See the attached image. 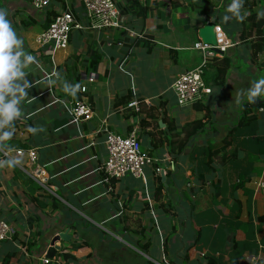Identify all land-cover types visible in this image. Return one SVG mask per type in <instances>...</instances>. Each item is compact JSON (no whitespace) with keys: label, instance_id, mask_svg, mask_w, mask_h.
Returning a JSON list of instances; mask_svg holds the SVG:
<instances>
[{"label":"crops","instance_id":"obj_1","mask_svg":"<svg viewBox=\"0 0 264 264\" xmlns=\"http://www.w3.org/2000/svg\"><path fill=\"white\" fill-rule=\"evenodd\" d=\"M116 1L123 27L108 29L88 27L82 0H51L43 9L30 0H0L36 60L14 81L32 86L17 105L24 131L11 134L38 148L49 177L47 185L35 180L22 158L0 161V218L13 228L11 238L0 241V264H46L52 238L67 228L72 240L59 243L57 257L71 259L59 257L60 264H264V193L253 183L264 179V97H257L258 107L243 97L264 79L249 50L252 37L234 41L242 21L230 19L226 30L217 23L235 44L220 58L230 57L234 66L225 85L211 81L202 101L181 106L173 84L200 65L194 43L217 14L198 12L189 0ZM208 1L210 8L223 3ZM66 7L83 27L72 30L66 48L40 47L36 39L49 17ZM241 14L245 21L248 11ZM65 82L80 85L75 97L62 90ZM81 99L93 112L73 121L72 105ZM134 100L139 110L128 106ZM247 103L251 109L241 122ZM197 121L203 127L189 137ZM33 127L42 130L32 133ZM105 128L136 132L165 175L153 164L140 178L127 174L107 183Z\"/></svg>","mask_w":264,"mask_h":264},{"label":"built area","instance_id":"obj_2","mask_svg":"<svg viewBox=\"0 0 264 264\" xmlns=\"http://www.w3.org/2000/svg\"><path fill=\"white\" fill-rule=\"evenodd\" d=\"M31 4L37 9H43L51 4V0H30ZM85 13L88 16L89 28H122V14L116 0H82ZM77 15L66 7L62 12L57 14L36 39L40 47L51 46L55 49L66 48L70 41L71 32L75 28H82ZM216 44L204 42L202 39L194 43V49L202 55V61L197 67L179 74L173 84V89L177 97V101L181 106H192L202 101L203 98L211 93V88L205 83L203 75L205 68L215 57H222L230 47L234 46V42L225 34L223 29L216 24L215 26ZM92 80V79H91ZM81 91L86 92L87 86H81ZM129 107H135L139 110V102L134 100L128 103ZM93 112L91 104L84 100L74 102L71 108L73 121H82L89 119ZM14 119L19 121L20 126L25 118L18 116ZM3 118L0 117V130H3ZM16 126L12 128V133L18 137L23 133V128ZM18 127V128H17ZM21 127V126H20ZM106 139L105 147L107 150V159L101 170L106 174L105 181L108 183L112 179L119 180L131 174L140 178L144 174L146 166L156 164V172L165 175V169L159 165L160 160L152 157L142 147V141L136 132L128 135H120L116 132L105 128ZM22 160L25 164L27 172L35 180L43 185L49 182L48 174L45 168L38 162V148L36 146L29 148H18L4 150L0 148V161L9 159L11 161ZM172 169H176L172 165ZM257 190L264 193V179H257L254 182ZM13 234L11 224L3 218H0V241L8 240ZM56 259V258H54ZM53 260V259H52ZM62 259L58 258V262L62 263ZM50 259L44 258L47 264Z\"/></svg>","mask_w":264,"mask_h":264},{"label":"clouds","instance_id":"obj_3","mask_svg":"<svg viewBox=\"0 0 264 264\" xmlns=\"http://www.w3.org/2000/svg\"><path fill=\"white\" fill-rule=\"evenodd\" d=\"M243 2L244 0H231L227 7V12L231 14V17H235L237 20L244 18L241 14ZM8 16V11L0 8V117L3 118L2 122L4 124L20 115L17 105L21 98L28 96L25 89L32 86L27 80H24L23 87L19 83H14L17 78L23 79L26 75L20 69L36 63L35 57L23 49V40L13 29ZM257 18H264V11L258 12ZM223 19L227 21L230 17L226 15ZM21 57H23V60H21ZM55 83V80L50 79L48 81L49 85ZM79 88V84L69 85L65 82L62 90L68 95L75 97ZM17 92L20 94L19 97L16 96ZM243 97L250 103H253L257 97H264V79L253 83L243 94ZM236 102L240 104L241 97L238 96ZM39 130L42 129L29 128L32 133H36ZM10 135V132H4L5 137Z\"/></svg>","mask_w":264,"mask_h":264},{"label":"trees","instance_id":"obj_4","mask_svg":"<svg viewBox=\"0 0 264 264\" xmlns=\"http://www.w3.org/2000/svg\"><path fill=\"white\" fill-rule=\"evenodd\" d=\"M189 0L190 6L192 9H195L198 12L201 13H207L208 16H215L217 14V23L219 25H222L225 30L228 27V21L230 19L237 21H242L244 25V30L241 31L238 35L233 36L234 41L238 42H246L248 41L249 37H252L249 40V50L251 52V56L253 60L259 61L260 69L264 70V18H257V11L255 10L256 5H258L260 2L264 0H244L243 2V7L241 9V13H244L245 11H248V15L245 18V21L243 20H237L235 17H231V14L227 12V7L228 4L231 3V0H223V3L216 8H210L209 7V1L208 0ZM208 5V7L206 6ZM145 12V8H142V12L140 14H143ZM229 16L230 19L225 21L223 18L224 16ZM221 16V17H220ZM53 20V18L48 19V24L47 27L49 26L50 22ZM208 21H206L207 23ZM230 35L231 32H228ZM230 37V36H229ZM234 66L233 61L231 60L230 57L224 56L223 58H218L215 57L213 58L212 62L208 64V66L205 68L203 78L206 82V84H210L211 81H213V85L216 86H223L225 85L228 75L231 72L232 68ZM209 67H215L216 71L213 76L208 75V68ZM195 103V105H197ZM245 113L241 119V122L244 120V116L247 113L248 110L251 109V105L249 103L245 104ZM252 118H249L248 121H251ZM199 123V127H194L193 132L189 135L191 137L194 133L198 131L201 127H203L201 121L194 122V124ZM201 124V125H200ZM19 125V122L17 119H13L12 121H9L7 124H4V129L0 131V148L4 150H10V149H18V148H29L25 144L21 143L20 140H17L16 138L13 137L11 134L10 136L5 137L4 132H10L12 128L16 127ZM31 126V125H30ZM184 149V144L179 146L175 153L179 154L183 151ZM78 248L79 246H75ZM62 257L65 259L70 260L71 256L68 254L61 253L56 259H53L49 261L47 264H60L58 262V258ZM61 258V259H62ZM3 264H9V260H4Z\"/></svg>","mask_w":264,"mask_h":264},{"label":"water","instance_id":"obj_5","mask_svg":"<svg viewBox=\"0 0 264 264\" xmlns=\"http://www.w3.org/2000/svg\"><path fill=\"white\" fill-rule=\"evenodd\" d=\"M217 24V21L215 18H212L210 22L204 26H202L199 30V37L206 43H210L215 45L216 40V34H215V26ZM259 102L261 100L259 98H256L255 101L252 103L253 106L258 107ZM72 240V234H70V229L67 228L63 231L58 232L51 240L50 246L47 249L46 252V258L47 259H54L57 257V254L59 251H61L62 247L59 245L61 242H71Z\"/></svg>","mask_w":264,"mask_h":264},{"label":"rangeland","instance_id":"obj_6","mask_svg":"<svg viewBox=\"0 0 264 264\" xmlns=\"http://www.w3.org/2000/svg\"><path fill=\"white\" fill-rule=\"evenodd\" d=\"M229 5V4H228ZM264 7V6H263ZM262 6H260V5H256V10H257V12H261V11H264V8H263ZM263 8V9H262ZM221 17V16H220ZM225 54H227V52L225 53ZM247 67H249L248 65L247 66H245L244 65V69H246ZM250 71V70H249ZM208 73H209V71H207ZM143 147V146H142ZM143 149H144V147H143Z\"/></svg>","mask_w":264,"mask_h":264}]
</instances>
